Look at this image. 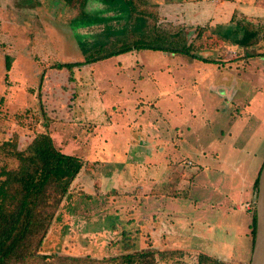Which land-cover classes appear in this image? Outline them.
Here are the masks:
<instances>
[{"label":"rangeland","instance_id":"obj_1","mask_svg":"<svg viewBox=\"0 0 264 264\" xmlns=\"http://www.w3.org/2000/svg\"><path fill=\"white\" fill-rule=\"evenodd\" d=\"M141 1L157 25L184 31L197 59L133 51L71 74L51 69L84 61L69 27L80 0H0V169L17 166L5 156L8 149H24L46 132L56 148L83 162L85 175L73 180L55 214L58 221H52L36 256L22 264H105L146 251L155 253L153 264L191 262L195 253L177 250L164 236L159 243L165 248H154L161 238L151 228L157 217L145 223L138 216L142 207L150 213L155 199L178 198L172 204L182 208L198 195L199 206L215 205L205 218L219 223L224 204L216 202L224 197L214 184L221 182V172L233 173L234 158L251 166L264 158V137L254 136V119L264 116V37L241 48L210 31L237 21L263 28L264 0ZM95 8L102 6L93 0L86 5ZM237 104L241 119L228 125ZM250 112L255 115L249 118ZM243 212L246 230L233 227L223 251L210 254L224 259L221 264H249L253 211ZM76 213L81 222L75 223ZM161 222L156 227L165 233L168 223ZM78 246L84 252L74 251Z\"/></svg>","mask_w":264,"mask_h":264},{"label":"trees","instance_id":"obj_2","mask_svg":"<svg viewBox=\"0 0 264 264\" xmlns=\"http://www.w3.org/2000/svg\"><path fill=\"white\" fill-rule=\"evenodd\" d=\"M89 1L80 0L79 14L69 23L84 61L55 63L51 69L67 70L71 74L73 68L103 62L133 51L197 59L188 46L184 31L180 28L163 29L157 25L154 13L142 8L141 0H93L102 8L87 10ZM263 30L264 27L258 28L242 21L210 28L219 39L241 48L264 37ZM4 68L6 71L11 68L7 56L4 57ZM5 153V156L17 162V166L8 169L5 165L0 169V264H22L36 256L83 162L75 155L62 153L46 132L36 134L24 149H8ZM259 172L254 184V199ZM251 228L252 250L255 210L251 217ZM154 254L153 251L127 254L104 263L153 264ZM71 260L75 264L95 263L90 259ZM199 264L221 263L200 255Z\"/></svg>","mask_w":264,"mask_h":264},{"label":"crops","instance_id":"obj_3","mask_svg":"<svg viewBox=\"0 0 264 264\" xmlns=\"http://www.w3.org/2000/svg\"><path fill=\"white\" fill-rule=\"evenodd\" d=\"M235 106L236 107L234 112L236 113V117L238 119L236 120L235 119L236 117L231 118L230 121L228 122V125L229 124L231 125V123H238L239 120L241 119L240 116L242 115V109L238 104ZM229 110L230 108L228 109V111ZM189 112H192V109H189ZM247 114L249 115V118L255 115V114L252 115L251 112ZM254 120L258 124L255 129L254 136L257 137V141H259L262 137H264V116H262L261 118H255ZM174 126L176 125H172V127ZM125 136L126 135L123 136V149L128 145L127 143L128 138H124ZM232 148L234 150H237L236 147L234 146ZM244 149L246 150V148ZM239 150L241 149L239 148ZM202 153L213 154L214 152L210 150L205 151L203 149ZM262 156L264 157V154H262ZM235 159L236 158H234V161L230 164L233 173L224 174V172H221L222 176L221 178H218V180H221V182H219L217 185H215L216 183L214 184V186H217L219 189L222 190V194L224 197V200H221L219 203L216 202L217 203L216 205H220V203L224 204V209L222 211L220 210V217H219V223L221 222L222 224H219L217 222H210V223L208 222V220L205 218V214L206 213L214 214L216 210L215 205L210 206L208 205V203L203 202L202 206H199V203L202 202V200L201 201L198 200V195H196L195 197H190L189 201L187 203H184L182 208L175 207L174 206L175 204H172L173 200L178 198H165V199L158 198L155 199V201L152 203L153 205L151 206L152 210L150 211V213L145 212L144 206L142 207L143 209L142 213H138L139 211L137 212L134 211V214L138 213V216L141 215L142 216L141 219L145 220L146 222L145 221L144 222L147 224L149 222L150 216L157 217L155 221L154 218L151 217L153 220L151 228L153 230H157V233L155 234L157 235V237L160 238L161 236V238L158 239L159 245L154 244L155 249L159 251L162 250L164 245L163 246L160 245L159 242L162 240V237L164 236L166 240L168 241L170 240L172 242L171 244L176 246L177 250L190 251L196 254L194 255L196 257L191 258L190 260L191 262L188 263L185 262V264H199L200 255L210 257L211 256L210 254H212V252L223 251L224 249V247L222 246L223 242H227L225 241L224 237L230 238L233 230L237 231V229H239V231H241L244 228H245L244 231L246 230V227H248L247 217L243 212L244 210L241 211L240 209H238V206L246 202L249 203L250 200L251 201L253 200L255 194V190H254L255 180L257 178V173L259 172L260 168L262 167V164L264 163L263 161L264 158L261 160L259 164L255 163L254 166H251L247 160L242 161ZM82 172L81 171L79 172V177L80 176L85 177V175ZM92 178L93 177L89 175V179ZM78 180L82 181L81 178H78ZM194 185L195 182L193 177L189 185V189H188L189 193L190 190L191 189L193 190V187H195ZM188 197L189 195L187 194V198ZM90 202L92 203L93 201ZM189 210H191V213H193L192 215L188 213L186 214V212H188ZM74 212L75 211H72L71 213L72 216H74ZM88 216L89 215H87V217ZM73 219H75V223L76 221L81 222L80 220L81 218H79L78 214H77V218H73ZM54 220L58 221V216ZM163 220L168 223L167 226L168 228L167 227L165 228L166 229L165 233H163V231H160L156 227L158 223H164L161 222ZM83 233L89 234V231ZM63 234L66 235L67 231L65 230L64 232L63 230ZM75 250H77V252H84L83 250H85V247L81 248L80 246H78L77 249L74 248V251ZM179 255L181 256V253ZM210 258L213 257L211 256ZM213 259H216L221 262L224 261V259L220 260V258L218 257H214ZM179 264H183V263H179Z\"/></svg>","mask_w":264,"mask_h":264},{"label":"water","instance_id":"obj_4","mask_svg":"<svg viewBox=\"0 0 264 264\" xmlns=\"http://www.w3.org/2000/svg\"><path fill=\"white\" fill-rule=\"evenodd\" d=\"M249 264H264V163L258 176L255 197V234Z\"/></svg>","mask_w":264,"mask_h":264},{"label":"built area","instance_id":"obj_5","mask_svg":"<svg viewBox=\"0 0 264 264\" xmlns=\"http://www.w3.org/2000/svg\"><path fill=\"white\" fill-rule=\"evenodd\" d=\"M186 165L188 167H191L192 166V163L190 161H188L186 163ZM238 209L244 210V211H250V210L254 211L255 210V201L254 202H251V203L241 204V205L238 206Z\"/></svg>","mask_w":264,"mask_h":264}]
</instances>
